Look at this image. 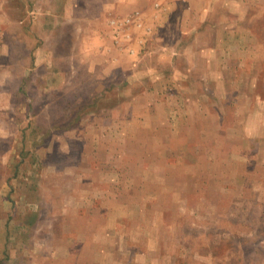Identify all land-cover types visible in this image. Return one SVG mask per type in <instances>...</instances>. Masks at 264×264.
Wrapping results in <instances>:
<instances>
[{
	"label": "rangeland",
	"instance_id": "rangeland-1",
	"mask_svg": "<svg viewBox=\"0 0 264 264\" xmlns=\"http://www.w3.org/2000/svg\"><path fill=\"white\" fill-rule=\"evenodd\" d=\"M0 264H264V0H0Z\"/></svg>",
	"mask_w": 264,
	"mask_h": 264
}]
</instances>
